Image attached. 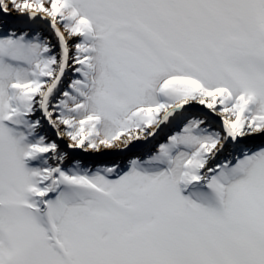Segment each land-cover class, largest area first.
I'll return each mask as SVG.
<instances>
[{
    "label": "snow or ice",
    "instance_id": "6c2138e0",
    "mask_svg": "<svg viewBox=\"0 0 264 264\" xmlns=\"http://www.w3.org/2000/svg\"><path fill=\"white\" fill-rule=\"evenodd\" d=\"M0 264H264V0H0Z\"/></svg>",
    "mask_w": 264,
    "mask_h": 264
},
{
    "label": "rangeland",
    "instance_id": "374dc122",
    "mask_svg": "<svg viewBox=\"0 0 264 264\" xmlns=\"http://www.w3.org/2000/svg\"><path fill=\"white\" fill-rule=\"evenodd\" d=\"M71 75V74H70Z\"/></svg>",
    "mask_w": 264,
    "mask_h": 264
}]
</instances>
